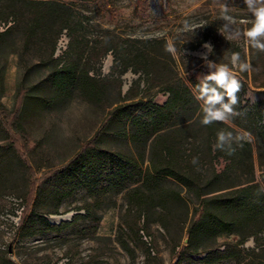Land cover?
<instances>
[{
    "label": "rangeland",
    "instance_id": "374dc122",
    "mask_svg": "<svg viewBox=\"0 0 264 264\" xmlns=\"http://www.w3.org/2000/svg\"><path fill=\"white\" fill-rule=\"evenodd\" d=\"M108 1L110 3L104 5L102 0H85L75 6L84 17L82 34L88 41L81 63H88L91 77H96L95 71L99 69L98 78L103 79L102 96L94 102L86 101L77 90L65 96L48 85L52 67L49 61L51 32L41 41L28 44L19 28L0 37V103L9 112L14 109L18 95L24 103L18 116L23 135L7 130L5 117L0 116V264L6 261L14 264H176L177 253L187 244L191 222L200 211L202 198L197 194L206 190L204 184L212 170L205 156L202 134L194 133L198 128L170 134L179 151L190 159L183 166H189L193 157H198L195 169L203 178L190 189L170 178L136 179L123 184H112L109 178H103L94 187L83 186L71 191L67 182L55 177L89 143L135 160L142 170L155 158L154 137L133 142L119 135L124 127L129 130L127 124L113 120L105 125L104 119L116 105L149 95H153V104L162 105L167 95L157 93V88L147 91L142 81L137 84L142 78L139 74L127 71L119 76L118 70L112 68L111 54L101 58L98 64L97 55H101L102 46L95 42L99 37L110 34L124 39H165L169 48L176 49L175 53L170 51L175 71L188 83L190 74L183 68L194 61L181 56L189 55L204 65L198 55L205 51L204 43L194 50L188 47L208 34L207 42L214 46L209 59L228 64L233 74L246 84L242 105L264 101V52L253 48L244 37L231 40L223 33L219 5L225 0ZM226 2L231 7L229 14L235 18L234 26L242 31L250 28L253 17L244 0ZM67 44L64 31L52 59L63 57ZM234 50L251 64L248 71L241 72L238 65L232 63ZM152 83L156 85L157 81ZM193 93L195 97L198 95ZM197 102L203 107L202 101ZM225 123L233 129L228 131L232 141L250 142L259 182L264 169V142H258L230 121ZM213 168L221 172L224 163L220 160ZM241 175L237 171L228 180L213 185L236 184L244 178ZM32 186L38 187L35 200L23 220L24 196ZM216 205L211 207L217 215L225 220L232 216L226 208ZM55 211L56 215H45L51 225L70 221L74 214H88V219L78 220L61 233L39 232L41 226L32 220L31 214ZM52 216L62 219L53 221ZM240 239L241 236L217 234L209 229L207 236L194 241V246L201 251ZM240 247L244 253L239 259L222 264H264V247L255 249L251 238ZM202 256H193V259Z\"/></svg>",
    "mask_w": 264,
    "mask_h": 264
},
{
    "label": "trees",
    "instance_id": "16d2710c",
    "mask_svg": "<svg viewBox=\"0 0 264 264\" xmlns=\"http://www.w3.org/2000/svg\"><path fill=\"white\" fill-rule=\"evenodd\" d=\"M83 1L85 0H0V37L11 34L19 28L25 44H28L30 41H41L51 32L49 61L52 67L47 77L48 85L65 96L77 90L86 101L94 102L102 96L103 79L98 78L99 69L95 71L96 77H91L89 74L92 69L88 63H81V55L87 48L88 41L82 34L84 17L75 6ZM102 2L104 5L110 3L108 0H102ZM64 31L68 37L67 49L63 57L52 59L56 43ZM208 39L209 35L204 34L188 49L194 50ZM95 44L102 46L101 55H97L98 64L101 58L111 54L112 68L118 70L119 76L127 71L139 74L142 78L137 84L142 81L147 91L157 88V93L167 95L162 105L151 102L153 95L132 103L116 105L104 119L105 125H109L113 120L127 124L129 130L124 127L119 135L133 142L143 137L146 139L154 137L155 146L152 150H155V158L150 161L145 170H142L135 160L103 151L89 143L55 177L67 182L71 191H76L83 186L94 187L103 178H109L112 184L133 182L136 179L145 181L170 178L182 187L190 189L195 182L200 184L198 181L203 176L196 172V164L194 165L192 160L188 163L189 166H183L190 159H186L184 153L179 151L170 134L196 127L198 129H194V133L202 134L205 156L212 170L210 178L204 184L206 190L202 189L197 194L198 198H202L200 211H197L198 214L191 222L187 244L177 253L176 264H222L237 260L244 253V249L240 246L249 238L252 239L255 249L263 248L264 169L258 177V182L254 172L253 152L248 141H232L234 151L220 150L215 147L219 131L233 130L228 124L214 122L204 126L201 123L204 116L203 107L197 102L193 91L197 92L195 86L199 84L203 76L209 74V69L200 65L201 61L189 55H182L183 59L194 61V64L183 68L190 74L186 83L173 67L174 60L165 39H124L106 34L99 37ZM62 59L65 60L62 61ZM238 79L242 88L238 93L239 102L235 106V111L239 115L231 117L228 121L235 127L247 131L258 142H264V101L253 105L246 103L243 106L242 94L246 90V84L242 79ZM153 81H157V84H153ZM1 92L0 77V94ZM22 100V96L18 95L17 103L10 112L0 103V116L5 117L7 130H13L21 135L24 133L18 116L24 104ZM122 101L125 102L126 99ZM185 116H187L186 120H180ZM194 141L196 144V139ZM194 148L196 150L197 147ZM152 155L153 152H151ZM220 160L224 163V168L223 171L217 172L213 165ZM237 171L244 177L241 181L214 187L213 183L228 180L229 176ZM37 188L32 186L25 193L23 202L26 210L22 216L23 220L28 216V210L34 203ZM212 204H217V208L223 206L232 213V216L225 220L217 215L211 207ZM48 214L56 215L57 213L55 211L47 214H31L32 220L40 224L39 232L41 233H61L78 220L88 219V214H74L70 221L51 225L45 217ZM209 229L217 234L241 236V239L236 242H226L221 247L198 251L194 241L207 236ZM147 253L151 254L149 249ZM199 255L203 256L193 259V256ZM6 264L14 263L6 261Z\"/></svg>",
    "mask_w": 264,
    "mask_h": 264
},
{
    "label": "clouds",
    "instance_id": "9594fccd",
    "mask_svg": "<svg viewBox=\"0 0 264 264\" xmlns=\"http://www.w3.org/2000/svg\"><path fill=\"white\" fill-rule=\"evenodd\" d=\"M244 3L253 17L251 27L242 31L234 26L236 24L235 18L229 14L231 7L227 5L225 0L219 5L221 19L224 21L221 26L222 31L231 40L244 37L253 48L264 52V0H244ZM202 48L205 51L198 55L204 66L209 69V74L203 76L199 84L195 86L198 93L196 99L203 102L204 116L201 123L204 126H209L214 122H225L231 117L239 115L235 111V106L239 102L238 93L241 91L242 84L228 64L217 63L209 59L214 48L211 42H205ZM169 50L173 53L176 51L174 47H170ZM231 61L234 65H238L241 72L251 68V64L242 60L238 52L232 53ZM232 139L230 132L221 130L217 133L215 147L220 150L234 151ZM192 163L197 164L198 157H193Z\"/></svg>",
    "mask_w": 264,
    "mask_h": 264
},
{
    "label": "bare ground",
    "instance_id": "6f19581e",
    "mask_svg": "<svg viewBox=\"0 0 264 264\" xmlns=\"http://www.w3.org/2000/svg\"><path fill=\"white\" fill-rule=\"evenodd\" d=\"M50 219L53 220V221L54 220H57L58 221V220H61L62 218L52 216V217H50Z\"/></svg>",
    "mask_w": 264,
    "mask_h": 264
},
{
    "label": "water",
    "instance_id": "95a60500",
    "mask_svg": "<svg viewBox=\"0 0 264 264\" xmlns=\"http://www.w3.org/2000/svg\"><path fill=\"white\" fill-rule=\"evenodd\" d=\"M72 216V215H71Z\"/></svg>",
    "mask_w": 264,
    "mask_h": 264
}]
</instances>
